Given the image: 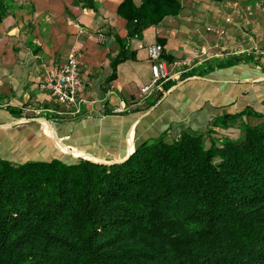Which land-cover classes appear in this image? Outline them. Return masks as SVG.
Listing matches in <instances>:
<instances>
[{
  "label": "crops",
  "instance_id": "0c3cea01",
  "mask_svg": "<svg viewBox=\"0 0 264 264\" xmlns=\"http://www.w3.org/2000/svg\"><path fill=\"white\" fill-rule=\"evenodd\" d=\"M123 1L16 0L0 21V157L113 162L166 130L264 115V0H178L175 15L131 36ZM145 44L162 46L172 75L141 100L152 78ZM72 48L84 103L63 114L40 84Z\"/></svg>",
  "mask_w": 264,
  "mask_h": 264
},
{
  "label": "trees",
  "instance_id": "16d2710c",
  "mask_svg": "<svg viewBox=\"0 0 264 264\" xmlns=\"http://www.w3.org/2000/svg\"><path fill=\"white\" fill-rule=\"evenodd\" d=\"M15 5L0 0V21ZM178 9L118 13L131 36ZM242 115L240 139L166 130L111 164L0 157V264H264V115Z\"/></svg>",
  "mask_w": 264,
  "mask_h": 264
},
{
  "label": "built area",
  "instance_id": "2783aa9c",
  "mask_svg": "<svg viewBox=\"0 0 264 264\" xmlns=\"http://www.w3.org/2000/svg\"><path fill=\"white\" fill-rule=\"evenodd\" d=\"M98 40L102 43L104 36L99 34ZM144 49L150 61L152 75L149 84L140 88L141 100L150 95L163 81L168 80L172 73L170 64L163 59V48L159 44H145ZM80 61L76 49L72 48L64 63L50 67L42 80L40 87L49 92L51 98L62 108L63 114H78L84 99L80 95L82 87ZM115 113L124 112L123 108H116Z\"/></svg>",
  "mask_w": 264,
  "mask_h": 264
},
{
  "label": "rangeland",
  "instance_id": "374dc122",
  "mask_svg": "<svg viewBox=\"0 0 264 264\" xmlns=\"http://www.w3.org/2000/svg\"><path fill=\"white\" fill-rule=\"evenodd\" d=\"M248 116L247 115L238 116V113H235L231 115H224L221 117H217L215 119V124L214 121L211 120L208 129L210 128L214 132V137L217 139H224V138L230 140L240 139L242 136V129H241L242 125L245 123L249 124L255 122L251 117L249 118ZM75 157L76 156H74V158L70 157V161H73Z\"/></svg>",
  "mask_w": 264,
  "mask_h": 264
},
{
  "label": "water",
  "instance_id": "95a60500",
  "mask_svg": "<svg viewBox=\"0 0 264 264\" xmlns=\"http://www.w3.org/2000/svg\"><path fill=\"white\" fill-rule=\"evenodd\" d=\"M127 157V156H126ZM125 157V158H126ZM124 158V159H125ZM124 159H121V160H119V161H122V160H124ZM89 160H92V161H94V162H101V163H105V164H111V163H114V162H119V161H113V162H106V161H101V160H93V159H89Z\"/></svg>",
  "mask_w": 264,
  "mask_h": 264
}]
</instances>
